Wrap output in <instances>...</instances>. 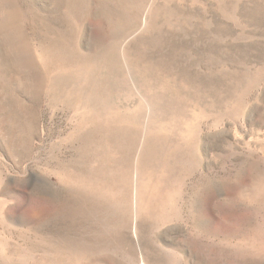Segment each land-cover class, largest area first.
I'll use <instances>...</instances> for the list:
<instances>
[{"label": "rangeland", "instance_id": "obj_1", "mask_svg": "<svg viewBox=\"0 0 264 264\" xmlns=\"http://www.w3.org/2000/svg\"><path fill=\"white\" fill-rule=\"evenodd\" d=\"M0 264H264V0H0Z\"/></svg>", "mask_w": 264, "mask_h": 264}]
</instances>
